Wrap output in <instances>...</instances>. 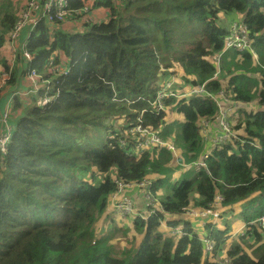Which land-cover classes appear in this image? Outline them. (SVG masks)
I'll list each match as a JSON object with an SVG mask.
<instances>
[{"label":"trees","instance_id":"16d2710c","mask_svg":"<svg viewBox=\"0 0 264 264\" xmlns=\"http://www.w3.org/2000/svg\"><path fill=\"white\" fill-rule=\"evenodd\" d=\"M88 1L92 19L39 23L28 39L31 61L18 55L11 66L2 51L25 0H0V78L9 73L0 106L14 92L13 134L0 156V264H264V233L254 221L264 214V0ZM219 15L247 28L253 53H222L229 29ZM49 60L65 63L67 74L49 73ZM28 68L51 80L55 100L43 103L41 89L25 92L32 90L23 85ZM175 73L181 83L157 110L152 103ZM199 85L227 100L176 97ZM228 106L242 116L231 127L235 138L205 142L200 121L220 133L219 111ZM168 111L182 121L166 120ZM137 124L173 143L178 160L165 147L139 149L128 133ZM205 154V166H196ZM117 181L149 183L132 198L133 236L141 238L122 255L94 227L100 234L111 222ZM217 196L222 229L210 215L187 214L213 210ZM237 219L245 235L226 247Z\"/></svg>","mask_w":264,"mask_h":264},{"label":"built area","instance_id":"2783aa9c","mask_svg":"<svg viewBox=\"0 0 264 264\" xmlns=\"http://www.w3.org/2000/svg\"><path fill=\"white\" fill-rule=\"evenodd\" d=\"M80 8H72L70 5V0H25L23 7L21 11L18 14V17L16 21L14 22V25L10 31V34L7 38V43L4 46V48L7 50V53L10 57V65L12 66L15 62L16 56L20 55L24 61L28 63L32 59V55L30 54L28 50V39L32 31L36 28V26L41 22L49 23L50 25H53L54 23L66 20L67 18L76 17L79 15H83L85 18L92 19L91 16H89L90 13V5L88 0H84ZM230 49L235 50H249L253 53L251 49V41L248 36L247 28L240 24L236 23L234 24V30L232 32H229L224 38V48L223 51H227ZM221 53V54H222ZM218 54L215 56V63L217 66H219V59L220 55ZM254 57H256V54H253ZM27 67V66H26ZM47 68H49V73L52 75L62 76L66 75L69 68L55 65L53 60H49L47 62ZM216 75V73H215ZM9 77V73L4 71L1 74L0 78V85L5 82ZM25 77L26 80L32 87V90H28L26 92H33V90H36L38 92L40 89L43 90V103H49L56 99L58 96V91H56L55 94L49 95V91L52 88V82L51 80L45 79V77L37 72L34 68H28L25 69ZM173 85V81H169L165 84L164 88L157 93L156 99L153 101L152 105L157 108V110H160L163 108L164 101L163 99L168 96H174L170 91H167L169 88H171ZM14 95V92H12L11 96ZM193 95H205L208 98L214 99L215 102H219V99H225L224 93L221 91L218 93V95H213L209 92H207L204 88V86H196L192 87L189 92L184 93V96H193ZM9 97L6 101V104L3 108H0V156H5L8 152V146L13 134V125L10 122V107H11V99L12 97ZM226 100V99H225ZM226 112L221 110L219 111V115L221 121H223V118L225 117ZM206 121L209 125L208 120H202ZM220 133H216L212 138L211 141L213 144L224 142L225 135L229 134V137H234V134L230 132L228 129L226 123L225 125L220 122ZM227 129V130H226ZM128 133L131 136L137 137V147L139 149H150L153 146H157L159 148L165 147L167 150H169L173 155V160L177 161V150L173 143L162 140L157 134H155L153 131H150L147 128L142 127L141 125H133L128 129ZM228 137V138H229ZM203 138V137H202ZM204 140V139H203ZM209 140V139H208ZM207 140V141H208ZM205 141V140H204ZM205 141V142H207ZM122 143V141H121ZM140 151V150H139ZM208 157L207 154L203 156V160L195 162L194 164L198 167L205 166L204 160ZM147 181H143L141 183L135 184V183H124L117 181V188L116 191H114L111 195V207H112V213L116 216L130 218L135 212H134V201L132 197V190H142L143 188H147L148 186ZM145 197L152 203L153 199L150 197L148 193H145ZM221 197L217 196L216 201L214 202V208L212 209H206L205 211H199L198 213L193 211V214H199V215H210L212 217V220H216L218 218L219 212L218 208L221 205ZM150 213H154L153 210L150 211ZM258 223V225L262 228V231L264 233V214L260 216L258 219L254 220ZM253 223V221L251 222ZM183 229V226L180 225L178 228H175L172 230L173 234L180 233V230ZM203 242L205 244V251L207 253H210L213 249V243L211 240L207 237L203 238Z\"/></svg>","mask_w":264,"mask_h":264},{"label":"rangeland","instance_id":"374dc122","mask_svg":"<svg viewBox=\"0 0 264 264\" xmlns=\"http://www.w3.org/2000/svg\"><path fill=\"white\" fill-rule=\"evenodd\" d=\"M20 1V0H19ZM22 3V2H21ZM99 11V10H98ZM103 12V11H100ZM90 14V13H89ZM239 17V15H237ZM85 18V17H84ZM235 17H231L229 20L226 18V16L224 15H219L218 17V24L223 26L224 28H228L229 32H232L234 30V24L239 23L238 18L234 19ZM94 19V17H93ZM65 63H60V66H64ZM66 67V66H65ZM49 71V68H48ZM170 80L173 81V84L176 83V87H179V84L181 83V80L179 78V74L175 73L170 77ZM27 84L25 83V86ZM190 88L188 87H183L182 89L178 90L176 92V97H182V95L185 92H189ZM26 92V91H25ZM28 94L31 93V91L27 92ZM33 93H36V90H33ZM227 100V98H225ZM41 101L43 102V99H41ZM217 104H221V102H218ZM251 109H254L255 107L251 104H249ZM221 112L225 111V117L223 118V121H221L220 116L218 118V126H220V122H222L224 125L226 123L228 129L230 130V132H232L231 127L233 128L234 124H238L239 120L242 118V116L238 113V111H236L235 109H233V107H226L225 109L221 108L220 109ZM231 116V117H230ZM174 119H177L178 121H182V118H180L179 116L176 117V115L173 112L168 111V118L166 120L168 121H172ZM204 120V119H202ZM200 121L199 123V127H200V132H201V136L203 137V139L205 141H207L208 139H210L209 134H212L211 130H210V125L211 123H209V125L207 124L206 121ZM221 127V126H220ZM227 130V129H226ZM225 135V139L227 140L229 137V134ZM138 150V149H137ZM139 151V150H138ZM184 170L181 169H175V171L172 174V177L174 178V180L178 179L180 174L183 172ZM88 178V176H86ZM159 194H163V190L159 191ZM154 200V199H153ZM244 203H242L243 206ZM233 210L232 213L236 214L239 213L241 210V206L235 205L232 206ZM112 208V207H111ZM194 209H188L186 210L187 214L192 215L193 214ZM226 214V213H225ZM231 215V213L226 214L227 217H229ZM115 217L111 218V222L109 223L108 226H103L100 234H99V226H98V222L95 223L94 227L97 228V233L95 234L96 236H105L106 240H107V244L108 245H112L114 247V250L119 254L122 255L124 254V251H127L130 248H132L133 246H136L137 241H139V239L141 238V236L136 235L135 237L133 236L135 234V232L132 229L131 226V218H128L126 220H124L123 222H118L116 221V219H114ZM212 222L215 223L216 227L222 228L223 222H222V217L218 219H216L215 221L213 220ZM241 221V219H237L233 224L238 225ZM245 226V223L242 222V227ZM241 227V228H242ZM240 229L233 231L232 228H230V230H228V234L231 237L230 244H233L232 242H238L239 240V236L241 237L242 235H240ZM204 234H206V231L204 230ZM240 244V243H239ZM242 248H245L243 245H240ZM213 248H214V244H213ZM121 251V253L119 252ZM246 251H251L249 248H247Z\"/></svg>","mask_w":264,"mask_h":264},{"label":"crops","instance_id":"0c3cea01","mask_svg":"<svg viewBox=\"0 0 264 264\" xmlns=\"http://www.w3.org/2000/svg\"><path fill=\"white\" fill-rule=\"evenodd\" d=\"M2 53L3 54H5V53H7V50L4 48V50L2 51ZM25 80H24V82H23V85L25 86ZM13 92V91H12ZM6 92H4V93H2L1 95H3V94H5ZM5 97V95H3L2 97H1V99L2 98H4ZM8 99H3V104H2V106H0V108H3L4 106H5V104H6V101H7ZM224 109V108H223ZM216 134V132L214 131V132H212V134H209V136H210V139L207 141V142H211L212 143V141H211V138L214 136ZM212 145H214V144H212ZM132 197L134 196V195H137L140 191L139 190H136V189H133L132 191ZM242 207V206H241ZM112 211V210H111ZM218 212L220 213L221 212V209H220V207L218 208ZM112 217H115L114 219H116V221H118V222H123L124 220H126V219H128V218H125V217H120V216H116V215H114L113 213H112ZM213 221V220H212ZM236 221V220H235ZM214 223V222H213ZM215 224V223H214ZM242 227V222H240L238 225H236V224H232V229H233V231H236V230H238V229H243V227ZM219 228V227H218ZM220 229H222V228H220ZM206 237V235L204 234V236H203V238H205ZM228 246H230L229 244H227L226 245V247H228Z\"/></svg>","mask_w":264,"mask_h":264},{"label":"clouds","instance_id":"9594fccd","mask_svg":"<svg viewBox=\"0 0 264 264\" xmlns=\"http://www.w3.org/2000/svg\"><path fill=\"white\" fill-rule=\"evenodd\" d=\"M217 219H218V218H217ZM255 220H256V219H255ZM251 222H252V221H251ZM251 222H250L248 225H252ZM245 228H246V223H245V226L243 227V229H241V231H240V235H242V236L245 235V233L243 232V230H244ZM231 245H232V244H230V247H231Z\"/></svg>","mask_w":264,"mask_h":264}]
</instances>
